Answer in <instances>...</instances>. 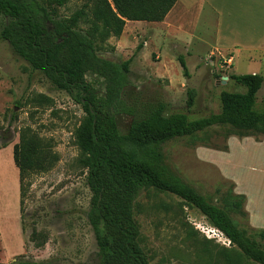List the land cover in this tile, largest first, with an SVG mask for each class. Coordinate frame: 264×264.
I'll list each match as a JSON object with an SVG mask.
<instances>
[{
	"label": "rangeland",
	"instance_id": "obj_1",
	"mask_svg": "<svg viewBox=\"0 0 264 264\" xmlns=\"http://www.w3.org/2000/svg\"><path fill=\"white\" fill-rule=\"evenodd\" d=\"M39 2L63 19L83 4V0H71L57 7L52 0ZM194 12H187L186 17ZM184 15L179 11L164 23L128 22L119 38L94 37L99 57L116 63L133 59L116 117L120 133L128 130L133 119L158 108L165 115L183 113L193 120L218 113L222 91L244 92L235 82L223 80L233 73L229 56L210 51L214 47L209 33L205 43L180 39L176 31ZM2 26L0 20V134L6 137V141L0 139V264H12L17 257L37 264H97V247L87 220L91 192L75 139L87 116L82 107L84 95L76 89L57 88L43 72L33 69L1 38ZM180 56L187 75L179 64ZM250 67L235 70L240 73ZM260 75L264 78V68ZM85 80L99 105L106 94L105 79L87 71ZM188 91L195 97L191 108L186 106ZM263 101L264 82L255 108L260 109ZM99 109L105 110L103 105ZM21 132L33 136L40 155L50 162L31 178L24 201L30 215L27 224L36 222L46 237L47 243L40 248L27 242L30 229L21 230L18 171L12 158ZM260 137H242L228 126H214L169 140L161 153L165 165L210 203L226 208L228 192L243 195L244 214L229 205V215L237 227L253 235L264 232V212L257 208L264 203V174H259L264 171V159L260 160L254 143ZM130 211L148 264H258L231 246L199 211L171 193L142 190L132 200Z\"/></svg>",
	"mask_w": 264,
	"mask_h": 264
},
{
	"label": "trees",
	"instance_id": "obj_2",
	"mask_svg": "<svg viewBox=\"0 0 264 264\" xmlns=\"http://www.w3.org/2000/svg\"><path fill=\"white\" fill-rule=\"evenodd\" d=\"M71 0H52L63 7ZM177 0H83L82 6L67 18H59L39 0H0L1 38L33 69L39 70L57 88L82 92L86 117L75 134L80 150L79 163L87 171L86 184L91 192L87 220L94 235L97 264H148L138 245V227L130 206L142 190L154 188L168 192L199 211L240 253L255 263L264 264V232L251 235L236 226L229 205L244 214L243 195L228 192L225 207L210 203L185 184L163 161L161 146L174 138L194 136L214 126H228L239 136H264V101L255 108L256 95L264 78L259 74L230 73L227 78L244 92L220 93V110L198 119L186 114L165 115L161 108L133 119L128 130L120 133L117 125L121 95L129 83L132 58L116 63L97 55L94 37L105 41L119 38L126 21L162 22ZM86 26V28H84ZM141 48L138 46L137 51ZM184 75L187 65L178 58ZM92 71L106 81V94L99 105L85 73ZM85 101V102H84ZM192 91L187 93V108L194 105ZM104 106V111L99 109ZM1 131V130H0ZM0 139L6 137L0 134ZM33 136L21 132L12 147L18 171L19 214L22 233L36 248L46 237L27 224L30 217L24 201L33 176L46 170L47 159L40 155ZM12 264H37L19 261Z\"/></svg>",
	"mask_w": 264,
	"mask_h": 264
},
{
	"label": "crops",
	"instance_id": "obj_3",
	"mask_svg": "<svg viewBox=\"0 0 264 264\" xmlns=\"http://www.w3.org/2000/svg\"><path fill=\"white\" fill-rule=\"evenodd\" d=\"M193 10V16L186 17V13ZM179 11L185 12L183 18L179 19L180 28L176 31L180 39L205 43L209 33L214 47H210V51L228 55L233 73L260 75L264 68V0H177L160 23ZM245 66L251 67L247 71L236 72L237 67ZM254 143L260 160L264 159V136ZM259 174H264V171H259ZM257 208L264 212V203ZM1 232L0 229V240Z\"/></svg>",
	"mask_w": 264,
	"mask_h": 264
},
{
	"label": "water",
	"instance_id": "obj_4",
	"mask_svg": "<svg viewBox=\"0 0 264 264\" xmlns=\"http://www.w3.org/2000/svg\"><path fill=\"white\" fill-rule=\"evenodd\" d=\"M227 79H228L227 77H226V78L223 77V80H224V81L227 80ZM223 83H225V82H223Z\"/></svg>",
	"mask_w": 264,
	"mask_h": 264
},
{
	"label": "built area",
	"instance_id": "obj_5",
	"mask_svg": "<svg viewBox=\"0 0 264 264\" xmlns=\"http://www.w3.org/2000/svg\"><path fill=\"white\" fill-rule=\"evenodd\" d=\"M229 242V241H228Z\"/></svg>",
	"mask_w": 264,
	"mask_h": 264
}]
</instances>
